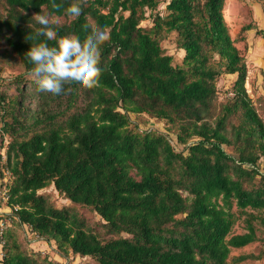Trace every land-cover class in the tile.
Returning <instances> with one entry per match:
<instances>
[{
	"label": "trees",
	"instance_id": "obj_1",
	"mask_svg": "<svg viewBox=\"0 0 264 264\" xmlns=\"http://www.w3.org/2000/svg\"><path fill=\"white\" fill-rule=\"evenodd\" d=\"M160 2L89 0L76 21L66 8L80 0H0V63L19 71L0 76V208L61 258L236 264L251 256L229 260L232 250L258 241L256 224L264 226V121L245 88L242 38L231 37L227 0H167L163 9ZM37 13L56 32L50 46L108 31L97 84L70 85L64 98L40 89L28 54L47 38ZM256 34L264 40V29ZM170 37L180 64L164 51ZM223 75L235 80L219 100ZM138 115L163 121L164 131L141 129ZM50 186L70 205L38 193ZM238 220L243 232L234 233ZM0 240V264H59L22 247L9 227Z\"/></svg>",
	"mask_w": 264,
	"mask_h": 264
},
{
	"label": "rangeland",
	"instance_id": "obj_2",
	"mask_svg": "<svg viewBox=\"0 0 264 264\" xmlns=\"http://www.w3.org/2000/svg\"><path fill=\"white\" fill-rule=\"evenodd\" d=\"M164 1L161 0L159 4V8L163 9L165 6ZM230 6L227 11L224 12V17L227 25L230 29V34L233 39H239L240 34L239 29L241 26L242 21L244 18L247 19L249 12L246 6L240 0H229ZM56 22L63 21L62 19H53ZM150 22H142L141 25H148ZM148 27V26H146ZM164 51L166 54L172 55L173 57V64H180L181 59L183 57V52L177 50L173 44V38L170 39L163 44ZM239 42L236 43V47L239 49L240 53L243 55L247 52L244 48H240ZM252 56L255 61L260 58L264 57V46L261 43H252ZM246 59V58H245ZM19 71L17 68L11 69L4 64L0 63V76L7 77L10 75H16ZM8 78V77H7ZM29 78V77H28ZM258 79V83L256 80ZM235 80V76L230 75H223L216 83V87L218 90V97L219 100L224 99L225 97L230 95L231 87ZM6 81V80H5ZM246 91L251 98L254 106L257 109L258 114L264 121V72L262 70L256 69L254 75L250 76L247 73V80L245 84ZM132 120L143 130L146 129H158L160 131H164V127L166 126L163 121L159 122L155 119H151L146 115H138L132 116ZM6 144V139H4V145ZM5 149H0V154L4 155ZM230 151V150H229ZM260 167L264 170V160H260ZM38 193L44 194L49 197L50 201L58 208L63 206L70 205L69 201L64 199L63 196L59 195L53 188V186L47 187L43 190H40ZM0 200L5 202V191H0ZM79 213L92 225H97L100 223V218L88 208L84 207H76ZM10 211L7 208H0V223L4 222L5 227L11 228L17 235L19 242L21 243L22 247L28 248L33 252H38L42 256H47L49 260L56 261L59 264H95L90 258H81L79 256L69 255L68 258L64 259L61 258L57 251L56 247L53 243H46L44 241L36 239L34 236L30 235L26 231H23L17 226H14L11 222L10 218ZM3 226V227H4ZM257 227V235L258 241L252 243L242 249L232 250L230 259L232 257H237L240 255H250L251 258H248L242 262L236 264H264V226H260L256 224ZM1 232V229H0ZM234 233H241L243 232V222L242 220H238L233 228ZM1 247L2 242L0 240V259H1ZM232 264V263H231Z\"/></svg>",
	"mask_w": 264,
	"mask_h": 264
},
{
	"label": "clouds",
	"instance_id": "obj_3",
	"mask_svg": "<svg viewBox=\"0 0 264 264\" xmlns=\"http://www.w3.org/2000/svg\"><path fill=\"white\" fill-rule=\"evenodd\" d=\"M88 3L89 0H80V3L69 5L66 8L67 15L76 21L83 20ZM36 16L45 26L40 32L47 38L31 46L28 54L33 64L32 73L38 78L40 89L64 98L69 95L70 85L91 87L97 84L102 73L101 46L110 38L108 31L102 28L95 30L87 42L74 36H62L56 45L50 46L48 39L54 38L56 32L48 27L47 15L37 13Z\"/></svg>",
	"mask_w": 264,
	"mask_h": 264
},
{
	"label": "crops",
	"instance_id": "obj_4",
	"mask_svg": "<svg viewBox=\"0 0 264 264\" xmlns=\"http://www.w3.org/2000/svg\"><path fill=\"white\" fill-rule=\"evenodd\" d=\"M241 4L243 3L248 9L249 15L248 18L242 21L240 26V34L242 40L239 43L240 48H245L247 52L243 54L246 58V64L248 68V73L250 76L254 75L256 69L257 71L262 70L264 72V57L255 61L252 56V43H261L264 46V40L260 35H257V31L264 29V0H240ZM229 0H227L226 10L230 6ZM250 28H247V27ZM246 27L244 30L242 28ZM258 83V79L256 80Z\"/></svg>",
	"mask_w": 264,
	"mask_h": 264
},
{
	"label": "built area",
	"instance_id": "obj_5",
	"mask_svg": "<svg viewBox=\"0 0 264 264\" xmlns=\"http://www.w3.org/2000/svg\"><path fill=\"white\" fill-rule=\"evenodd\" d=\"M3 226H4V222H1V223H0V229H1V231H2V229H3ZM0 234H1V232H0Z\"/></svg>",
	"mask_w": 264,
	"mask_h": 264
}]
</instances>
